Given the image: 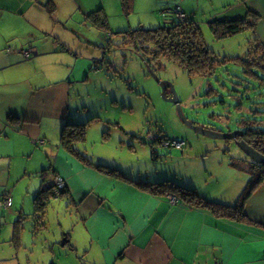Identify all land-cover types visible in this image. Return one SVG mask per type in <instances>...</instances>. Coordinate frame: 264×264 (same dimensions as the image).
<instances>
[{
    "label": "crops",
    "instance_id": "obj_1",
    "mask_svg": "<svg viewBox=\"0 0 264 264\" xmlns=\"http://www.w3.org/2000/svg\"><path fill=\"white\" fill-rule=\"evenodd\" d=\"M147 1L149 12L171 6L169 0H139L138 6ZM176 1L186 14L196 18L200 12L206 24L214 17H245L251 9L258 19L244 34L264 50V0ZM108 2L0 0V201L7 196L12 201L9 209L0 207V264H32L35 244L22 238L24 224L32 222V238L47 229L49 205L38 215L34 199L57 178L64 182L65 193L51 201L69 200L74 233L62 234L58 250H43L40 264H264V179L245 202V219L236 221L172 202L171 195L154 194L124 180L160 182L153 177L134 178L122 171V176L113 177L82 163L84 157L106 164L95 159L88 143L99 139L100 129L104 138L121 130L100 121L95 134H89L98 118L91 104L101 99L97 94H108V53L114 46L125 51L121 56L138 58L122 43V32L132 30L130 18L110 21L112 9L126 12L121 0L110 8ZM135 6L136 0H131L129 9ZM99 9L107 19V32L87 18ZM152 26L147 21L139 25ZM113 101L105 105L113 107ZM80 123H87L85 139L74 144L80 153L75 155L61 144L60 134L63 127ZM236 157L246 159L239 149ZM229 161L222 157L218 164L236 171ZM241 171L230 175L236 183L232 190L224 185L229 195L226 191L212 196L234 203L249 180ZM60 229L65 232L68 224Z\"/></svg>",
    "mask_w": 264,
    "mask_h": 264
},
{
    "label": "rangeland",
    "instance_id": "obj_2",
    "mask_svg": "<svg viewBox=\"0 0 264 264\" xmlns=\"http://www.w3.org/2000/svg\"><path fill=\"white\" fill-rule=\"evenodd\" d=\"M108 1L107 5L110 8L109 5H113L114 0ZM138 1L136 0L134 11L128 9L126 12H115L112 9L110 12L111 23L123 18L127 21L130 18V29L132 30L138 28L140 23L145 21H147V25L149 23L153 25L146 29H155L163 27L176 18L175 14L164 15L160 10L149 12L152 8L149 1L141 3L140 6H138ZM148 12L151 16H147ZM150 19L152 23L149 22ZM195 19L205 44L220 61L215 75L207 78H190L175 64L162 60L160 69L155 68L154 64L151 68L160 82L169 84L165 98H163L161 85L150 74V69L138 58L128 53L121 56L125 51L121 50V53L120 49L112 46V50L108 53L111 61L108 72L111 77H108V83L104 86L105 89H108V94H97V97L101 99L92 95V98L98 99L91 106L99 119L97 118L91 123L92 129L89 134L90 136L95 134V124L100 126V121H105L108 128L119 127L121 130H114L115 132H112L110 138H104L100 129V132L97 133L99 139L90 140L88 148L90 153L97 157L95 159L111 166H117L120 171L127 175L131 174L134 178L153 177L157 181L168 178L175 184L188 189L193 188L200 194L206 191L208 194L205 198L219 201L215 199L219 197H214L212 194L218 195L228 191L226 190L228 187L224 188L225 184L229 185V190H232V186L236 183L230 175H234L239 169L236 171L227 169L218 163L222 157L229 160L231 156L237 155V146L231 141L210 139L198 134L185 124L177 107L165 99L171 98L174 93L177 96L183 118L193 126L220 129L225 133L228 131V126L231 132L236 131L235 121L238 118L235 110L237 78L232 75L241 74L238 66L235 65V60L230 57L245 55L249 35L241 33L230 39L216 40L206 24L207 19L200 12ZM106 66L109 67V65ZM254 85L259 87L256 83ZM210 88L223 92V96H207L206 93L210 91ZM262 91H264V87H260L259 92ZM255 94L256 92L253 93V89H250L249 95ZM112 98H114L113 107H107L106 102L110 104ZM219 99L225 102L224 105L218 101ZM115 105L118 106V109L114 108ZM123 105L126 107L125 110L122 108ZM244 106L247 110L246 101H244ZM89 109L87 111L94 113ZM85 117L86 114L83 118ZM153 135L166 137V140L183 141L185 146L182 151H177L157 145L155 149L159 156H154L151 154L150 147L142 143L144 139L147 140V137ZM229 194L230 191L226 193V195ZM68 202L69 200L65 199L50 201L46 216L47 229L40 233L38 231L34 238L31 235L32 222L24 224L22 238L28 239L29 242L33 240V244H35L32 264L41 263L43 250L48 252L52 249L58 250L62 242V234L72 235L74 233L72 226L75 213ZM67 224L68 229L62 232L61 226L65 227ZM44 239H49V242ZM50 262L51 260L47 264ZM56 262H58V258Z\"/></svg>",
    "mask_w": 264,
    "mask_h": 264
},
{
    "label": "trees",
    "instance_id": "obj_3",
    "mask_svg": "<svg viewBox=\"0 0 264 264\" xmlns=\"http://www.w3.org/2000/svg\"><path fill=\"white\" fill-rule=\"evenodd\" d=\"M239 1L243 2V0ZM130 2L131 0H121V5L125 11L129 9ZM168 3L171 6L161 9V11L164 15L175 14V19L166 23L163 27L155 29L139 27L134 30L124 31L122 32L123 34L118 33L122 34V43L131 46L132 52L146 66L154 64L156 67L158 63L165 60L178 66L190 78L214 76L220 61L205 44L196 19L184 11V16L182 18L179 17L176 11L182 9L177 4V1L169 0ZM47 7L48 5L45 6V8ZM53 9V6H50L47 10L52 13ZM87 18L91 19L101 31H108L107 19L102 10L99 9L89 13ZM257 19V14L248 9L245 17L224 19L214 17L207 22V25L214 39L225 40L254 28ZM246 46V52L243 57H230V59L233 58L235 60V65L238 66L241 74L232 75L237 78V92L235 91L237 94V105L235 110L238 118L235 121V130L242 133V136L237 137V140L244 141L255 151L264 155V91L259 92L260 87H264V50L256 40H248ZM255 83L259 87H255ZM250 89H253V93L256 92V94L250 96ZM222 93L210 88V91L206 94L207 96L216 95L217 97H222ZM218 101L223 105L225 103L222 99ZM244 101H246L247 110L244 106ZM211 117L213 118L214 116ZM226 120L228 119L226 118ZM86 124H75L72 128L63 127L60 141L70 153L80 155L78 149L74 148V144L84 141ZM213 130L221 131L220 129ZM227 130L231 132L228 126ZM164 140H166V137L153 135L150 140L147 139L144 143L150 147L152 155L159 156L155 146L161 145ZM82 158V163L94 167L101 173L113 177L122 176L116 166H108L103 163L94 164L88 159ZM229 164L231 167L242 170L249 175L246 186L234 203L207 199L195 189L179 186L171 180H167V178L160 182L127 178L124 180L154 194L171 195L187 207L208 209L217 217L237 221L246 217L245 202L252 190L263 181L264 166L246 159L237 158L236 155L230 157ZM54 183H48L36 194L34 199L36 214H44L51 199L64 195L65 188L56 194Z\"/></svg>",
    "mask_w": 264,
    "mask_h": 264
},
{
    "label": "water",
    "instance_id": "obj_4",
    "mask_svg": "<svg viewBox=\"0 0 264 264\" xmlns=\"http://www.w3.org/2000/svg\"><path fill=\"white\" fill-rule=\"evenodd\" d=\"M160 66H161L160 63H158L156 66L157 69H160ZM146 67L150 69V74L154 77V79L158 83H160L161 89H162L161 94H162V97L165 98V94H166L165 92H166L167 87H169V84L166 82H160L159 79L154 74V70L151 68V66L148 65ZM171 96H172L171 98H169V99L166 98L165 100L173 103L177 107V110H178V113L180 114V117L182 118V120L185 122V124L187 126L192 128L198 134L205 136V137H208L210 139L233 141V143L237 146L239 151L246 157V159H248L249 161H252L256 164L264 166V155L255 151L251 146H249L244 141L237 140V137L242 136L241 131H234V132L227 131L225 133L223 131H215L213 129H206L203 126H193L192 123L188 122L187 120H185L183 118V116L181 114L180 107H179V102L177 100V96L174 93Z\"/></svg>",
    "mask_w": 264,
    "mask_h": 264
},
{
    "label": "built area",
    "instance_id": "obj_5",
    "mask_svg": "<svg viewBox=\"0 0 264 264\" xmlns=\"http://www.w3.org/2000/svg\"><path fill=\"white\" fill-rule=\"evenodd\" d=\"M176 13L178 14V16L179 17H183L184 15H183V10H177L176 11ZM25 56L27 57L28 56V53L26 52L25 53ZM152 138V136H150V137H147V139H151ZM40 144H42V142H39ZM162 146L163 147H166V148H173V149H182L184 146H185V144H184V142L183 141H176V140H164L163 142H162ZM54 185H55V192H56V194H57V192L58 191H60L61 189H63V188H65V184H64V182L61 180V179H59V178H57L56 180H55V183H54ZM57 196V195H56ZM169 198H170V200L172 201V202H175L176 201V199L174 198V197H172V196H169ZM11 205H12V201H11V198L10 197H4L3 199H1V201H0V207L1 208H3V209H9L10 207H11Z\"/></svg>",
    "mask_w": 264,
    "mask_h": 264
},
{
    "label": "clouds",
    "instance_id": "obj_6",
    "mask_svg": "<svg viewBox=\"0 0 264 264\" xmlns=\"http://www.w3.org/2000/svg\"><path fill=\"white\" fill-rule=\"evenodd\" d=\"M161 146H162V144H161ZM163 147V146H162ZM164 148H166V147H164Z\"/></svg>",
    "mask_w": 264,
    "mask_h": 264
}]
</instances>
